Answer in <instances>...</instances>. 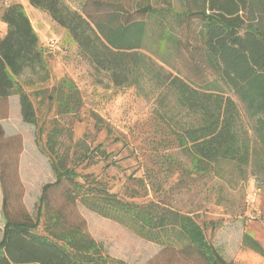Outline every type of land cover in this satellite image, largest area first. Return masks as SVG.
I'll return each instance as SVG.
<instances>
[{
  "label": "trees",
  "instance_id": "trees-1",
  "mask_svg": "<svg viewBox=\"0 0 264 264\" xmlns=\"http://www.w3.org/2000/svg\"><path fill=\"white\" fill-rule=\"evenodd\" d=\"M30 4L48 12L115 87L140 86L148 77L173 96L175 104L170 110L166 100L162 101L166 110L160 117L167 124L166 133L172 135L165 140L189 160L190 165L182 167L184 172L216 175L229 182L245 180L250 173L264 182V0H179V8L170 2L164 7L147 3L133 11L117 3V10L97 17L74 9L66 0H30ZM150 19L161 28L155 43L157 54L163 60L171 53L180 57L183 44L191 74L174 75L140 53ZM0 21L7 25L0 36V187L1 216L5 218L0 264H132L106 253L86 230L84 220L71 224L62 210L51 206L49 191L56 186L63 187L71 202H80L150 242L201 264H234L208 238L193 213L155 201L127 200L91 176L79 180L81 175L67 166L55 148V133L47 141L46 155L56 180L42 186L35 217L29 212L20 177L23 138L19 133L8 134L1 120L9 117V97L16 94L22 121L37 124V111L25 85L33 86L36 77L45 81L48 64L22 3L2 7ZM173 23L179 28L184 25L183 36L182 31L172 30ZM25 74L29 77L22 82ZM229 93L242 104L247 122ZM50 95L59 113L75 112L82 106L80 90L70 78L61 79ZM175 110L185 111L188 121L179 125ZM90 154L86 151L83 159ZM164 158L171 170L181 163L175 154ZM240 243L264 257L263 244L248 231Z\"/></svg>",
  "mask_w": 264,
  "mask_h": 264
},
{
  "label": "rangeland",
  "instance_id": "rangeland-1",
  "mask_svg": "<svg viewBox=\"0 0 264 264\" xmlns=\"http://www.w3.org/2000/svg\"><path fill=\"white\" fill-rule=\"evenodd\" d=\"M11 2L24 5L39 35L49 73L45 81L36 77L33 86L25 85L37 111V124L23 122L21 112L15 109L9 115L8 123H4L7 132L19 133L23 138L20 177L25 186L23 200L29 212L35 217L36 200L42 186L56 180L46 155L47 141L51 133H55V148L66 159L67 166L81 175L79 180L91 176L127 200L155 201L182 212H191L228 260L234 264H264L263 256L254 255L251 249L240 243L243 232L248 231L264 246V182L250 173L245 180L229 182L216 175L184 172L182 167L190 165L189 160L179 148L165 140L172 135L166 133L167 124L160 117V112L166 110L162 106L163 100L169 104L167 110L175 104L166 89L158 87L148 77L140 86L115 87L105 72L94 68L68 32L48 12L33 7L30 0H0V9ZM66 2L92 17L117 10V3L131 11L147 3L164 7L170 2L176 8L180 7L179 0ZM183 28L184 25L179 28L173 23L172 30L177 34ZM2 29L0 24V33ZM160 32L159 24L150 19L147 39L140 53H146L174 75L184 77L191 74L187 65L189 53L183 44L180 57L171 53L163 60L157 54L155 43ZM28 77L29 74H25L20 80L24 82ZM64 77L76 83L82 96V106L75 112L59 113L56 101L49 98L53 87ZM38 90L42 91L41 95L36 93ZM229 94L238 102L247 122L242 104L235 95ZM174 113L179 125L188 121L185 111L175 110ZM86 151L91 154L83 159ZM169 153L175 154L181 162L173 170L163 162ZM138 179H143L144 183ZM49 196L51 206L62 210L69 223L84 220L89 234L115 258L132 264H201L179 251L138 236L130 228L90 211L80 202H71L61 186L51 188ZM19 207L18 200H15L16 213L20 212ZM1 208L0 199V239L5 223ZM39 232H44V221Z\"/></svg>",
  "mask_w": 264,
  "mask_h": 264
},
{
  "label": "crops",
  "instance_id": "crops-1",
  "mask_svg": "<svg viewBox=\"0 0 264 264\" xmlns=\"http://www.w3.org/2000/svg\"><path fill=\"white\" fill-rule=\"evenodd\" d=\"M0 24L2 26V31L0 33V36H3L5 33H6V30H7V25L3 22L0 21ZM9 105H10V109H9V115L13 112V110L15 109L16 111H20V101H19V95H12L9 97ZM8 120H10V117L7 118V119H3L1 120V122L3 123H8ZM5 126V125H4ZM7 131V130H6ZM8 134H13V133H9L7 132ZM1 188V187H0ZM0 199L2 200L3 199V196H2V192L0 191ZM254 255H258L260 256L259 254H257L256 252L252 251Z\"/></svg>",
  "mask_w": 264,
  "mask_h": 264
}]
</instances>
